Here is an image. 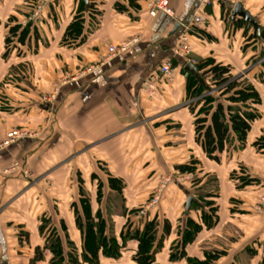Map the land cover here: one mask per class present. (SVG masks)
Wrapping results in <instances>:
<instances>
[{
    "label": "crops",
    "instance_id": "obj_1",
    "mask_svg": "<svg viewBox=\"0 0 264 264\" xmlns=\"http://www.w3.org/2000/svg\"><path fill=\"white\" fill-rule=\"evenodd\" d=\"M147 1H0V28L6 20V35H0V103L5 106L0 109V143L13 130L26 134L0 150V264H49L47 251L33 261L35 249L45 245L38 229L46 216L57 219L59 228L64 225L63 244L66 235L81 257L84 241L74 217L75 210L80 212L78 180L89 198L91 217L99 211L106 224L109 215L112 235L107 226L104 231L121 247L115 259L99 252V264H136L137 243L127 233L134 231L125 222L126 213L138 208L144 219L136 228L142 230L153 219L159 224L154 248L163 221L170 224L154 264L201 261L213 250L224 252L215 264H264V212L256 210L264 195V64L252 62L253 27L232 17L233 6L240 3L264 29V14L257 12L264 0H209L206 6L203 0H169L172 15L154 18ZM194 15L201 16L202 25L192 24ZM75 16L82 20L80 34L66 38ZM15 25L26 30L23 42L8 34ZM182 34L191 46L188 56L174 55ZM243 37L244 44H251L244 51ZM256 42L264 46L262 40ZM127 43L123 53L108 51ZM259 53L264 55V47ZM208 56L230 66L260 97V117L244 148L230 149L219 163L207 159L195 142V113L186 101L184 66L198 65ZM166 63L171 79L160 80L156 95L148 98L143 84ZM14 161L31 170L30 179L2 173ZM185 165L200 171L201 183L192 181V172L175 170ZM99 167L106 170L103 176ZM208 177L212 182L206 184ZM110 178L121 181L119 191L109 186ZM189 196L203 206L188 212L196 234L181 246ZM128 216L138 225V213ZM174 247H182L184 256L172 259Z\"/></svg>",
    "mask_w": 264,
    "mask_h": 264
},
{
    "label": "trees",
    "instance_id": "obj_2",
    "mask_svg": "<svg viewBox=\"0 0 264 264\" xmlns=\"http://www.w3.org/2000/svg\"><path fill=\"white\" fill-rule=\"evenodd\" d=\"M244 24L249 28L252 27L248 23ZM81 29L82 20L75 16L66 30L65 37L74 39L80 34ZM25 33V29L20 30V27L15 25L8 34L12 36L17 34L18 42H23ZM249 37L255 41L262 40L264 42V29L259 36L254 30ZM7 43H9V39H6L5 44ZM197 70L205 76V83L211 93L207 94L204 88L191 76L186 78V101L190 102L188 105L190 111L195 113V142L201 146L207 159L219 163L220 157L228 153L230 149L240 151L244 148L252 123L260 117L257 110L260 97L254 87L242 76L234 75L228 65L216 63L213 59L208 58L198 63ZM175 170L180 174H189L194 168L185 165L177 166ZM241 176L242 180L246 179L244 174ZM98 186L100 187V185ZM109 186L115 191H119L122 188V183L118 179L110 178ZM78 194L80 212L75 210L74 217L84 241V251L81 257L77 255L76 248L66 235L64 237L65 244H63L61 237L55 233L52 226L50 229L44 226L43 217L38 231L45 240V245L42 249H35L34 262L43 258L44 251L49 252L51 256L49 264H81V261L87 264H99V252H102L107 258L115 259L120 256L121 247L116 244L111 235L107 236L104 232L105 222L100 212L98 211L94 217H91L90 201L85 194L81 180H78ZM198 204L200 206L192 204L189 211L193 207L202 208L203 205L199 202ZM187 216L188 213L185 215L186 230L181 238V246L192 240L196 234V225ZM205 219L208 218L205 216ZM158 226L155 219L146 221L142 230H134L133 234L129 235V238L137 243V250L133 257L136 264H154L155 250L159 248L163 236L167 235L170 230V224L163 221L162 237L154 248L153 243L156 241ZM63 227L64 225H62V229ZM178 249L179 247L173 248L172 259L184 256L182 247L180 251ZM220 255L219 251H206L204 260L186 259V264H215Z\"/></svg>",
    "mask_w": 264,
    "mask_h": 264
},
{
    "label": "rangeland",
    "instance_id": "obj_3",
    "mask_svg": "<svg viewBox=\"0 0 264 264\" xmlns=\"http://www.w3.org/2000/svg\"><path fill=\"white\" fill-rule=\"evenodd\" d=\"M0 1H2V0H0ZM256 1V0H255ZM257 2H260L259 0H257ZM206 6V5H205ZM257 8H259V9H257V12H259L258 14L259 15H261V14H264V8H261L259 5H258V7ZM229 9L227 10V12H226V14H225V16H224V18H225V20H227V21H225L226 23V25H228L229 24V21H228V19H229ZM259 15L258 16H256V17H259ZM6 21V20H5ZM5 21H4V23H3V28H0V35H6V28H4V25H5ZM234 27H235V29H238V28H240L241 27V25H237V26H235L234 25ZM249 31L247 30H244V33H248ZM196 36H198V37H201V38H203L202 36L203 35H196ZM228 36H231V35H228ZM233 37H234V35H232ZM244 36H246V35H244ZM245 40L246 39H244V37L241 39V48H242V50L244 51V50H246L248 47H250L251 46V44H252V50L254 51V52H256V55H254V57H253V60H252V62H253V64H255L256 63V65L255 66H259V65H262V64H264V55L263 56H261L260 54H262V53H259L260 52V48H262V47H264V46H262L261 45V42H259V43H257L255 40H253L252 41V43L251 44H249V43H247V44H244L245 43ZM247 42V41H246ZM9 46H10V40H9V44H8ZM264 45V44H263ZM262 46V47H261ZM188 55H190V53L188 54ZM187 55V56H188ZM209 58H211V59H213L215 62H216V60H215V57H212V56H208ZM206 59V58H205ZM208 59V58H207ZM217 63V62H216ZM258 64V65H257ZM238 76H240V75H238ZM211 93V92H210ZM210 93H207V94H210ZM3 102V101H2ZM4 109L5 108V106H4V104L3 103H0V109ZM16 132H18V133H25V132H22V131H20V130H13V131H11V132H9L7 135H6V138H5V140L2 142V143H0V146H1V148H0V150H2V149H4L5 147H9L10 145H12V144H15V143H17L18 141H20V140H22V139H25L26 138V136H24L23 138H16L15 140H14V142L13 143H10L9 142V140H10V135H12L13 133H16ZM104 168H101V167H99L98 168V175H101V176H103L104 174H105V172H104ZM106 171V170H105ZM2 173L4 174V175H15V174H20V175H22L23 177H25V178H27V179H30L31 178V176H32V172H31V170L29 169L28 170V168H24V167H22L21 166V164L18 162V161H14V162H12L8 167H6V168H4L3 169V171H2ZM97 173V172H96ZM192 181H194V182H198V183H201V181L203 180V176H202V174H200V171L198 172V170H197V168H194V170H192ZM206 176H207V174H205ZM241 175H243L242 173H241ZM245 175V174H244ZM109 176V175H108ZM198 177H200V178H198ZM198 179H199V181H198ZM104 180V179H103ZM205 182H206V184L208 183V182H212V177H208V178H205ZM104 184H106L105 182H103ZM96 186H97V184H96ZM93 187L95 188V182H94V184H93ZM99 187V186H98ZM98 187H97V190H98ZM94 190V189H93ZM95 190H96V188H95ZM104 191H106V188L104 189ZM103 202V208L105 209V206H106V202L105 201H102ZM102 202H100L99 200H97V203L99 204V206H100V203L102 204ZM111 201H109V203H110ZM77 205V203L75 204V206ZM107 207V206H106ZM142 212V211H141ZM140 212V209L138 208V209H133V210H131L130 212L128 211L127 213H126V222H125V225L127 226L128 225V229H131L132 228V230L134 231H139V229L138 228H136V227H139V226H141L143 223H139V222H142V220L144 219V216H143V214ZM138 213V215L140 216V219L137 221V223L136 224H138V225H135L134 224V226L132 225V220H131V218H132V216H128L129 214H131V215H133V214H137ZM141 213V214H140ZM107 215V214H106ZM142 216V217H141ZM212 216L214 217V214H212ZM213 217H209L210 219L209 220H211ZM43 218V217H42ZM44 220H45V224H44V226L45 227H49V229H50V226H52L53 227V225H54V227H55V233L57 234V235H59V236H62L61 234H60V232H61V228H59L60 226L57 224L58 222H57V219H52V217H44ZM131 220V221H130ZM41 221V220H40ZM131 223V224H130ZM40 224V223H39ZM113 225H114V223L112 222V220H111V218L109 217V215H107V220H106V224H105V227L107 226V230L109 231V233L108 234H111L110 233V229H111V227H113ZM61 227H62V223H61ZM105 232V231H104ZM45 233V232H44ZM106 233V232H105ZM129 235L131 234L129 231L127 232ZM112 235V234H111ZM154 242V241H153ZM224 254V252H221V255H223Z\"/></svg>",
    "mask_w": 264,
    "mask_h": 264
},
{
    "label": "built area",
    "instance_id": "obj_4",
    "mask_svg": "<svg viewBox=\"0 0 264 264\" xmlns=\"http://www.w3.org/2000/svg\"><path fill=\"white\" fill-rule=\"evenodd\" d=\"M209 3V0H203L202 5H207ZM147 11L149 16L151 17H157L158 15H166L171 16L172 10L169 5V0H148L147 1ZM38 10L36 9L32 17H37ZM192 24L193 25H202L203 20L200 15H194L192 18ZM131 43L124 44L118 48L115 47H109L108 51L110 54H117V53H123L126 51V49L130 46ZM191 52V46L188 42V36L185 34H182L179 37V42L177 47L174 49V55L176 56H187ZM172 72L169 64H164L161 66L159 74H155L149 78L147 82H145L141 88V91L148 97L153 98L157 91L159 90V81H169L171 79ZM26 136L25 133H13L10 135V143H13L16 138H23ZM1 148V146H0ZM259 205L256 207V210L264 212V195L260 197L259 199Z\"/></svg>",
    "mask_w": 264,
    "mask_h": 264
},
{
    "label": "water",
    "instance_id": "obj_5",
    "mask_svg": "<svg viewBox=\"0 0 264 264\" xmlns=\"http://www.w3.org/2000/svg\"><path fill=\"white\" fill-rule=\"evenodd\" d=\"M84 3H87V0H82ZM232 17H238L243 20L244 23L250 24L254 30H256L257 35L259 36L262 32V27L256 22L255 18L251 16L240 3H236L232 8ZM198 65L192 64L190 62L186 63L184 66L185 78L191 76L194 78L200 86L204 88L206 93H210L209 87L205 83V76L198 72ZM198 205L196 198L189 196L185 201V213L187 214L190 210L191 205Z\"/></svg>",
    "mask_w": 264,
    "mask_h": 264
}]
</instances>
